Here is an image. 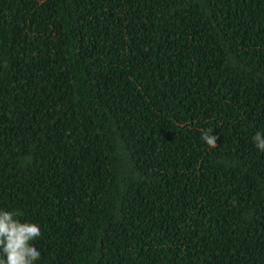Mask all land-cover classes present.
I'll return each mask as SVG.
<instances>
[{
	"label": "trees",
	"instance_id": "obj_1",
	"mask_svg": "<svg viewBox=\"0 0 264 264\" xmlns=\"http://www.w3.org/2000/svg\"><path fill=\"white\" fill-rule=\"evenodd\" d=\"M257 131L264 0H0V208L39 264H264Z\"/></svg>",
	"mask_w": 264,
	"mask_h": 264
},
{
	"label": "clouds",
	"instance_id": "obj_2",
	"mask_svg": "<svg viewBox=\"0 0 264 264\" xmlns=\"http://www.w3.org/2000/svg\"><path fill=\"white\" fill-rule=\"evenodd\" d=\"M217 139L212 129L201 134L210 149L217 147ZM252 142L257 151L264 153V132L257 131ZM21 215L0 208V264H39L41 260V252L34 245L42 232L38 226L22 221Z\"/></svg>",
	"mask_w": 264,
	"mask_h": 264
}]
</instances>
